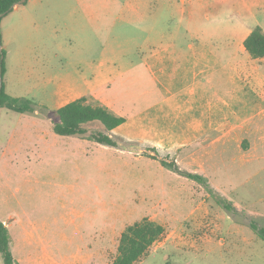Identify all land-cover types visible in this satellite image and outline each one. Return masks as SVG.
Listing matches in <instances>:
<instances>
[{
    "label": "rangeland",
    "instance_id": "1",
    "mask_svg": "<svg viewBox=\"0 0 264 264\" xmlns=\"http://www.w3.org/2000/svg\"><path fill=\"white\" fill-rule=\"evenodd\" d=\"M258 24L264 0H26L5 14L6 92L37 108H0L15 258L112 264L121 233L148 217L166 233L138 264H264L250 224L264 226V64L256 82L235 70ZM81 97L126 117L117 146L54 131L53 113Z\"/></svg>",
    "mask_w": 264,
    "mask_h": 264
},
{
    "label": "trees",
    "instance_id": "2",
    "mask_svg": "<svg viewBox=\"0 0 264 264\" xmlns=\"http://www.w3.org/2000/svg\"><path fill=\"white\" fill-rule=\"evenodd\" d=\"M20 0H0V15L10 12L11 7ZM26 2V1H25ZM24 2V3H25ZM1 21V19H0ZM2 45V44H1ZM246 51L254 59L264 58V27L260 24L254 26L244 40ZM2 54L4 59L1 60ZM1 67L3 77L5 75V52L0 51V75ZM7 107L11 110L24 113L36 111L35 102L26 97H15L6 92L5 83L0 97V108ZM57 121L54 123V131L62 136H86L97 143L117 146L118 142L113 131L124 124L125 116L118 115L108 106L91 104L86 97H81L58 108L54 113ZM158 159L156 155H152ZM168 169L178 172L195 181L207 184V178L200 173L182 170L175 161L160 159ZM209 191L215 196L216 202L223 208L237 211L231 200L216 193L213 188ZM257 235L264 240V226H260L255 220L250 221ZM166 233V227L148 217L130 224L121 233L118 245V255L112 264H138L149 250ZM0 254L3 264H21L14 256L10 246V234L7 225L0 218Z\"/></svg>",
    "mask_w": 264,
    "mask_h": 264
},
{
    "label": "crops",
    "instance_id": "3",
    "mask_svg": "<svg viewBox=\"0 0 264 264\" xmlns=\"http://www.w3.org/2000/svg\"><path fill=\"white\" fill-rule=\"evenodd\" d=\"M16 7H18V6H16ZM249 33H247V34L245 33V36L243 38V44H242V47H241L242 51H244V50L246 51V49L244 47V40L246 39V37L248 36ZM261 62H262V65H263L264 64V58H260V59L252 58V59H249V63H247L246 66L236 67L235 70H237V74H236V76L238 78L237 81H246L248 79H252V76H253L252 80H254L256 82L258 80V78H257V71H258L257 63H259L261 65ZM259 94L262 96V93L260 91H259ZM107 106L110 108V105L107 104Z\"/></svg>",
    "mask_w": 264,
    "mask_h": 264
},
{
    "label": "water",
    "instance_id": "4",
    "mask_svg": "<svg viewBox=\"0 0 264 264\" xmlns=\"http://www.w3.org/2000/svg\"><path fill=\"white\" fill-rule=\"evenodd\" d=\"M26 0H20L19 2H17L15 5H13L12 7H11V9H13V8H15L16 6H18L19 4H21V3H24ZM5 14H7V12H5V13H2L1 15H0V19L5 15ZM2 45H1V34H0V51H2ZM4 59V55L2 54V56H1V60H3ZM3 86H4V81H3V74H2V67H1V75H0V97H1V93H2V90H3Z\"/></svg>",
    "mask_w": 264,
    "mask_h": 264
}]
</instances>
